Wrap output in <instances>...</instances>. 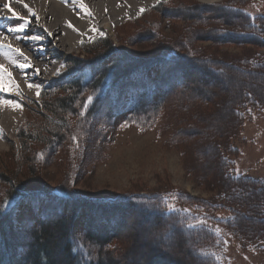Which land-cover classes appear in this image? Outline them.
<instances>
[{
  "label": "rangeland",
  "instance_id": "obj_1",
  "mask_svg": "<svg viewBox=\"0 0 264 264\" xmlns=\"http://www.w3.org/2000/svg\"><path fill=\"white\" fill-rule=\"evenodd\" d=\"M263 24L264 0L205 4L198 0H159L111 28L102 22L96 24L97 28L91 25V33L79 45H55L47 55L57 59L44 65L34 79H23L29 77L26 68L21 70L2 62L0 101H14L18 111L8 116L11 123L7 128L0 109V211L12 208L18 194L54 187H63L89 200L138 196L162 202L166 199L188 207L196 215L195 224L211 227L214 235L201 239L205 242L201 244L203 248L206 241L212 242L206 250L210 253L212 249L214 255L210 264H218L219 259L223 264H264V43L218 37L224 31L239 34L246 28L249 33L252 29L259 32L256 26H261L264 41ZM103 38L108 39L111 48L100 49L94 55L86 52V47ZM34 46L45 49L50 44L40 45L35 40ZM167 54L180 57L170 63L151 64L147 75L132 72L122 79L137 82L139 86L135 83L137 87L130 90L134 94H143L144 90L146 104L152 102L153 94L169 95L159 115L143 126L116 123L109 136L102 139L96 129L80 133L81 122L66 113L71 122L69 131L63 127L64 138L57 139L59 132L51 137L55 141L53 151L48 142L38 137L27 139L28 149L17 138L18 132L28 134L33 130L37 134L40 125L48 120L64 126L40 107V90L65 69L63 58L100 59V69L118 63L120 69L130 71L148 59L163 61ZM16 69L14 80H7L6 76H13ZM99 73L97 70L94 79ZM83 74L82 79H87L90 73L86 70ZM149 75L154 85L148 82ZM76 78L77 72L68 76L66 83ZM23 88L36 90V94H28ZM112 98L113 95L97 106L100 118H105L106 113L116 117V112L107 109L116 108ZM38 150L49 152L47 161L35 162L34 153ZM42 201L36 196L21 202L12 240L18 257L23 253L19 246L32 241L30 227L38 226L40 221L47 224L50 219L56 220L61 209L75 232L83 231L88 224L91 230L100 232L102 225L108 223L109 229L115 230L117 264H198L187 255L183 242L173 240L168 246L171 240L164 239L162 245L163 231L154 228L150 217L136 211L121 215L107 207L111 216L105 222L95 206L62 207L51 200L47 203L51 207L44 210L40 204L46 201ZM226 212L243 216L244 220L237 219L241 222L232 230L234 226L218 225L203 215ZM202 215L206 220H202ZM89 216L92 220L87 223ZM53 240L60 246L57 235Z\"/></svg>",
  "mask_w": 264,
  "mask_h": 264
},
{
  "label": "trees",
  "instance_id": "obj_2",
  "mask_svg": "<svg viewBox=\"0 0 264 264\" xmlns=\"http://www.w3.org/2000/svg\"><path fill=\"white\" fill-rule=\"evenodd\" d=\"M224 10L229 11L231 14H235V11H232L233 9L230 11L229 8L226 9L225 7ZM253 19L254 17H252L251 21H253ZM256 29L260 31L256 32L252 29V32L249 33V29L247 28L241 33L238 32L239 34L232 31H224V33L219 34L218 37L220 36V39L232 37L234 40L252 39L264 43L261 36L263 34V28L261 26H256ZM97 43L100 44L98 45ZM109 48H111V43L108 39L103 38L102 41L95 42L93 46L86 47V52L90 55H94L97 51L100 52V49L105 50ZM177 57H180V55L167 54L163 57V61L162 59H148L138 64L139 66L135 67L134 70L131 69L132 71L124 70V68L120 69L117 65L118 63H111L105 66V68L103 67L100 69L102 64V62L100 63V59L96 61L88 60V58L65 59V71L55 78H52L40 92V107L48 113V116L54 117L58 122L61 121L64 126L61 123L57 124L56 122L48 120L50 122H47L45 125H40L37 134H34L32 130L28 134L18 132L16 136L20 139L24 149L29 148L27 139H35L37 137L48 142L47 144L52 148L55 141L52 140L51 137L55 135L56 132H59L61 135L57 139L64 138V133L61 132L63 127H66L67 131H69L68 124H71V122L68 121L66 113L73 116L75 122H81L80 128L82 130L80 133L86 131L93 132V130L96 129V132L102 139L109 136V133L113 131L116 123L119 125L136 124L143 126L159 115L169 95L153 94V100H151L152 104H146L144 102L145 98L142 96L146 94L144 90L143 94H141L142 92L134 94L135 91L130 90L137 87L134 85L135 83L137 84V82L131 80L122 81V79H126L132 72H142L147 75L148 70L153 67L151 64L154 65L156 62H164V64L170 63L176 60ZM253 63L254 66L258 65L257 62H252V64ZM261 65H263V63H261ZM86 70L90 73L89 77L87 79H82L84 76L83 72ZM97 70H100V73L97 79H94ZM76 72L79 78H76L72 83H66L68 76ZM214 72L216 71L214 70ZM148 82L154 85V81H151V75L148 76ZM125 88H127L128 91L126 94ZM68 91L71 92L67 94ZM112 95V99L114 100L113 105L116 108L113 109V106H108L107 109L116 112V117H112L110 113H106L105 118H100L97 106L99 104L101 105L105 100H108ZM89 96L93 97L91 101L88 100ZM32 104L36 105L35 102ZM23 106L27 107L25 104ZM233 111L236 110L234 109ZM33 129L37 130L36 128ZM57 135L59 134L57 133L56 136ZM51 148V151L55 149L54 147ZM48 154L49 152L47 153L42 150L36 151L34 153L35 162L43 163L47 161ZM55 191H60L66 196H59L55 194ZM9 196L10 195H6V198ZM36 196H40L43 198V201H46L45 204H40L44 210L51 207L47 204L51 200L56 201L59 205H62V207L63 205L66 207L68 204L71 208L78 205L84 208L95 206L96 209L100 210V216L105 222L107 219L106 217L111 216L108 215L109 212L107 213V207H109L111 211H115V214L120 213L121 215H124V211H136L145 217H150L154 220V228L157 227V229L163 231L164 236L160 238L161 242H163L162 245H164V239H166V242H170L171 240L169 244L165 242L168 246L172 245L173 240H178L185 244L187 255L196 263L210 264V261L214 260V255H211L212 249L209 250L210 253L206 251L207 244H209L210 248L212 242L206 241L205 247H201V244L205 243L202 242L201 239H210L207 235H214L213 230L206 225L199 226L195 224L194 220L196 215L190 213L188 207H182L179 204L174 205L170 200L165 199V201L162 202L156 198L144 196L124 199H92V201L86 196L71 193L63 187H54L48 191L39 190L18 194L15 196L16 202L12 208L9 207L4 211H0V264L5 258L6 261L4 264H117L116 261H118L119 258L116 254L118 248L115 243V230L109 229L108 223L102 225L100 228L102 231L100 232L91 230L89 224L85 226L83 231L75 232L72 230L70 223L68 224L65 220L62 214L64 212L61 211V209L56 220L50 219L47 224L40 221L38 226L30 227L29 236H31L32 241L25 243V246H19L18 249L23 253L18 257L19 255L15 253L12 247V240L14 239V232L16 231L14 230L16 229L14 224L17 223L15 216L18 214V209L23 206L21 202L24 201L25 198ZM175 198L174 196V199ZM82 199L86 200L82 201ZM197 204L202 205L203 203L198 201ZM203 215L219 222L218 225H224V227L234 226L232 230L237 227V222L241 219L244 220L243 216H237L231 212H226V215L211 214L210 216L209 213H203ZM203 215L202 220H206ZM237 219L240 220L238 221ZM91 220L92 218L89 216L86 221L88 223ZM234 222H236V224ZM55 235H57L61 241L60 246L53 240V236ZM193 237L196 239H193ZM217 241L220 242L219 240ZM123 250L124 247L122 246L121 251ZM120 254L122 253L120 252ZM114 255H116L117 258ZM219 261L218 264H223L220 259ZM160 264H164V262H160Z\"/></svg>",
  "mask_w": 264,
  "mask_h": 264
},
{
  "label": "bare ground",
  "instance_id": "obj_3",
  "mask_svg": "<svg viewBox=\"0 0 264 264\" xmlns=\"http://www.w3.org/2000/svg\"><path fill=\"white\" fill-rule=\"evenodd\" d=\"M155 1L159 0H0V33H4L0 36V65L5 62L12 67L27 63L30 66L26 67L25 72H29V77L23 79H34L42 73L44 65L57 59L55 55L52 57L47 55L49 51L52 53L55 45H79L83 38L91 33V25L97 28L96 24L102 22L104 26L111 28L126 17L137 15L141 9H145ZM198 1L205 4L221 0ZM5 3H8L12 11L24 19L10 18L11 12L4 7L1 8ZM25 4L34 15L29 14L28 8L24 7ZM25 20L27 23L23 31L15 33L7 31L10 27L14 28L25 23ZM33 36L43 37L44 39L36 40L40 45L50 44L51 48L49 46L45 49L35 47V40L31 39ZM16 49H19V52ZM16 71L18 70H15L13 76L7 75V80H14ZM16 79H19L18 76ZM23 90L31 95L36 94V90L27 88ZM4 97L6 98V95ZM0 109L1 115L5 116L3 119L5 126L8 128L11 123L8 116L12 117L18 111L17 106L1 103ZM8 132H11V129H8Z\"/></svg>",
  "mask_w": 264,
  "mask_h": 264
},
{
  "label": "snow or ice",
  "instance_id": "obj_4",
  "mask_svg": "<svg viewBox=\"0 0 264 264\" xmlns=\"http://www.w3.org/2000/svg\"><path fill=\"white\" fill-rule=\"evenodd\" d=\"M3 7H4L5 9H7L9 12H11V17H10V18L24 19L23 17H19L18 14H17L16 12L12 11V9H11V7H10V5H9L8 3H5V4L3 5ZM24 7H25V8H28V5L25 4ZM28 11H29V14H30V15H34V13L32 12V10H31L30 8H28ZM141 11H144V9H141ZM37 19H38V17H37ZM26 23H27V21L25 20V23H21V24H19L17 27H14V28H13V27H10V28L7 29V31H8L9 33L21 32V31H23V30L25 29V27H26ZM3 35H4V33H0V36H3ZM17 38L19 39V37H17ZM31 39L36 40V39H41V37L33 36V37H31ZM9 47H11V46L9 45ZM16 51L19 52V49H16ZM25 59H27V58H25ZM16 66L19 67L21 70H23V69H25L26 67H29L30 65L27 64V63H20V64H17ZM3 72H4L3 66H0V74H2ZM57 74H59V73H57ZM28 86H29L30 88H31V87H34V85H31V84H29ZM35 87H36L37 89H39L40 86H39V85H35ZM2 90H3V89H0V91H2ZM37 95H39V92H37ZM92 99H93L92 96H89V97H88V100H89V101H91ZM0 103H3V104H14L15 102H14V101H10V100H3V101H0ZM16 106H18V105H16ZM82 114H83V113H82ZM73 139H75V137H74ZM170 210H171V209H170ZM109 247H111V246H109Z\"/></svg>",
  "mask_w": 264,
  "mask_h": 264
}]
</instances>
